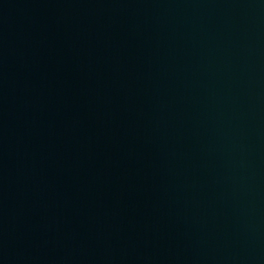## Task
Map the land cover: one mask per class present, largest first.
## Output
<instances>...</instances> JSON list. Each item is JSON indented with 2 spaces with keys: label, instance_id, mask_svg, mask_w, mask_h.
<instances>
[{
  "label": "water",
  "instance_id": "water-1",
  "mask_svg": "<svg viewBox=\"0 0 264 264\" xmlns=\"http://www.w3.org/2000/svg\"><path fill=\"white\" fill-rule=\"evenodd\" d=\"M0 264H264V0H0Z\"/></svg>",
  "mask_w": 264,
  "mask_h": 264
}]
</instances>
